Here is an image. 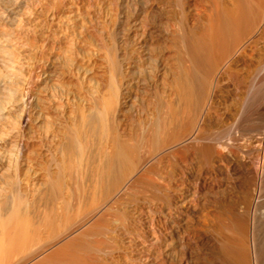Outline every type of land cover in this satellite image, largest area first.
<instances>
[{
    "label": "rangeland",
    "instance_id": "374dc122",
    "mask_svg": "<svg viewBox=\"0 0 264 264\" xmlns=\"http://www.w3.org/2000/svg\"><path fill=\"white\" fill-rule=\"evenodd\" d=\"M20 1H0V14H19L25 31L10 48L23 72L18 91L0 96V108L11 97L17 105L13 146L0 147L10 177L0 191V264H202L203 200L224 220V206L250 191L256 160L219 157L200 135L227 134L233 74L254 72L264 39L250 41L246 63L209 73L201 103L180 120L179 64L191 65L181 31L205 21L195 10L185 17V0ZM208 234V259L222 264Z\"/></svg>",
    "mask_w": 264,
    "mask_h": 264
},
{
    "label": "bare ground",
    "instance_id": "6f19581e",
    "mask_svg": "<svg viewBox=\"0 0 264 264\" xmlns=\"http://www.w3.org/2000/svg\"><path fill=\"white\" fill-rule=\"evenodd\" d=\"M27 1L32 0H21L20 2L25 4ZM205 1V4L202 0H185L184 2L185 17H193L191 12L195 10L194 12L203 16L205 21L201 19L202 22L198 18L200 22L196 21L192 27L184 22L186 25L181 31V39L185 48L183 49V44H181V49L184 56L185 52L188 53L187 57L190 58L191 65L188 63L185 65L183 59L179 64L184 78L177 93V100L175 99L179 108L177 116H181L180 120L190 113L191 107L197 108L201 103L200 94L202 95V92L205 91L202 88L207 84L209 73L211 74L222 63L227 65L240 62L239 59L246 63L247 58L252 55L251 49H249V47L251 48L250 44L264 39V0H209V3L206 1L207 6ZM0 21V96L13 97L18 91L23 72L10 48L14 45L20 47L24 44L21 38L17 39L16 37H21L19 33L25 31L22 29L23 21L19 14L8 19L0 14ZM253 28H258L259 36L257 38L252 36L254 39L251 40ZM14 33L16 35H13ZM175 36V32L172 31V39L174 38L172 52L174 53L176 52L175 40L177 38ZM19 52L22 51L19 50ZM226 67L229 68L228 65ZM253 70L254 72L250 71L246 75L232 71L236 78L233 80L234 88L231 93L233 96L231 120L227 124L228 130L225 136L217 134L214 136L211 135L212 132L210 134L203 132L200 135L201 138L199 137L201 132L199 123L196 127L193 126L195 133L200 131L197 134L198 138L216 144L215 148L220 154L219 157H223L222 154L225 152H234L243 153L247 162L251 157L256 160L250 191L246 189L241 198L232 200L229 205L224 206L227 213L224 220L218 216L219 214L208 209L206 200H203L199 226L203 247L202 264H214L208 259L206 245L208 233L211 234V239L213 238L212 241L216 245L217 242H220L222 264H264V51ZM11 98L7 99L8 103L2 104V108H0V147L7 151L13 146L11 138L15 131V121L9 113H13V109L17 106L15 100L11 101ZM183 122L181 121V123ZM189 125L188 123L183 128ZM253 134L256 135L255 147L250 140ZM197 136L194 137L198 140ZM7 154L0 153V191L5 189L4 186L10 180ZM115 154H111L114 156L112 162H115V166L122 164L126 159L125 151L121 150ZM112 162H108L110 163L108 165L113 164ZM119 167L117 166V168ZM206 187L207 183L205 182L201 188L203 194H205Z\"/></svg>",
    "mask_w": 264,
    "mask_h": 264
}]
</instances>
